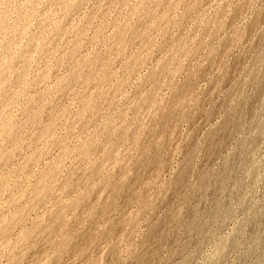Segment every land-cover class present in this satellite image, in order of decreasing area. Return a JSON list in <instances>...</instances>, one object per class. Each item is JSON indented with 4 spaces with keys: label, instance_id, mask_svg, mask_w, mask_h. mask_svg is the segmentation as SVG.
Here are the masks:
<instances>
[{
    "label": "rangeland",
    "instance_id": "374dc122",
    "mask_svg": "<svg viewBox=\"0 0 264 264\" xmlns=\"http://www.w3.org/2000/svg\"><path fill=\"white\" fill-rule=\"evenodd\" d=\"M0 18V264H264V0Z\"/></svg>",
    "mask_w": 264,
    "mask_h": 264
},
{
    "label": "bare ground",
    "instance_id": "6f19581e",
    "mask_svg": "<svg viewBox=\"0 0 264 264\" xmlns=\"http://www.w3.org/2000/svg\"><path fill=\"white\" fill-rule=\"evenodd\" d=\"M14 2V1H13ZM1 19V18H0ZM3 22V21H2ZM3 45V44H2ZM9 46V45H8ZM10 47V46H9ZM164 70H165V68H164ZM162 72H164V71H162ZM164 75V74H163ZM164 81V80H163ZM156 102V101H155ZM155 104V103H154ZM231 111V110H230ZM172 114V113H171ZM7 117V116H6ZM149 141V140H148ZM157 150V149H156ZM132 193H134V191L132 192ZM113 204V203H112ZM60 219V218H59ZM57 222V221H56ZM55 228H56V226H54ZM95 227V226H94ZM88 231V230H87ZM87 231H85V232H87ZM56 233V232H55ZM50 234V233H49ZM52 234V233H51ZM56 235V234H55ZM156 235H158V234H156ZM45 239V238H44ZM49 242V241H48ZM154 252V251H153ZM57 263V262H56Z\"/></svg>",
    "mask_w": 264,
    "mask_h": 264
}]
</instances>
